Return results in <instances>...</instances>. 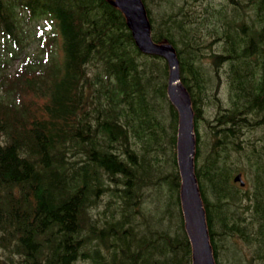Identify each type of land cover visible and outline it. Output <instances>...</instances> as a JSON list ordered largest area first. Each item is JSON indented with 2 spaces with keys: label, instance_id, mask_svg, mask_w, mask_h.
I'll use <instances>...</instances> for the list:
<instances>
[{
  "label": "trees",
  "instance_id": "1",
  "mask_svg": "<svg viewBox=\"0 0 264 264\" xmlns=\"http://www.w3.org/2000/svg\"><path fill=\"white\" fill-rule=\"evenodd\" d=\"M142 2L190 96L215 263L264 264V0ZM32 16L52 29L28 50ZM0 37V264H190L167 60L112 0H0Z\"/></svg>",
  "mask_w": 264,
  "mask_h": 264
},
{
  "label": "water",
  "instance_id": "2",
  "mask_svg": "<svg viewBox=\"0 0 264 264\" xmlns=\"http://www.w3.org/2000/svg\"><path fill=\"white\" fill-rule=\"evenodd\" d=\"M125 15L128 27L140 51L163 56L169 66L167 94L178 112L176 158L180 176L179 197L184 225L191 243V264H215L209 242L205 212L193 170L195 134L193 109L185 86L180 81L178 59L174 47L152 40L150 23L142 0H112ZM241 185V173L234 176Z\"/></svg>",
  "mask_w": 264,
  "mask_h": 264
},
{
  "label": "rangeland",
  "instance_id": "3",
  "mask_svg": "<svg viewBox=\"0 0 264 264\" xmlns=\"http://www.w3.org/2000/svg\"><path fill=\"white\" fill-rule=\"evenodd\" d=\"M22 27L25 32V40H28L29 43L25 47V49H32V47L37 43V40L39 39L38 32L41 30H51L52 27L50 23L47 21L46 18L43 16H32V17H26L24 20H22ZM44 28V29H43ZM24 44V42H23ZM19 51H22V49H19ZM4 58L6 60H9V53H8V46L3 42V39L0 37V59ZM177 57V55H176ZM178 59V58H177ZM11 63H9L8 70H11L15 64L17 63L18 59L14 58ZM169 73V72H168ZM204 112V109L201 111V114ZM178 113V112H177ZM198 131L200 132V136L202 137V128L198 127ZM243 179H245L242 176ZM247 179V177H246ZM74 264H89V261L79 259Z\"/></svg>",
  "mask_w": 264,
  "mask_h": 264
}]
</instances>
